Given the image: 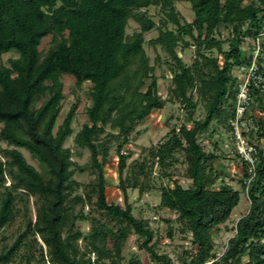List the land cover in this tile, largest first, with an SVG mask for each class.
<instances>
[{
	"label": "trees",
	"instance_id": "16d2710c",
	"mask_svg": "<svg viewBox=\"0 0 264 264\" xmlns=\"http://www.w3.org/2000/svg\"><path fill=\"white\" fill-rule=\"evenodd\" d=\"M187 1L193 12L190 22L174 0H0V141L7 145L0 148L1 238L20 212L19 204L35 198L34 221L27 219L13 242L3 246L0 264H142L137 257L121 262L131 234L137 235L139 249L152 263L172 264L167 254L157 251L156 231L148 219L134 215L128 188L137 189L139 196L157 189L156 209L172 211L180 232L190 234L193 249L183 252L182 264H264V90L252 88L253 110L259 114L253 116L258 159L252 178L241 161L239 183L249 207L219 255L212 231L230 219L241 192L220 180L222 171L213 162L221 154L205 150L198 140L212 122L229 129L237 91L233 69L249 60L242 44L260 32L264 0ZM150 7L161 13L158 22L148 13ZM130 19L139 30L129 35ZM221 28L227 30L226 37ZM152 29L157 36L145 41L144 34ZM48 36L49 45L41 50ZM145 42L160 46L169 57L167 99L158 94ZM190 47L194 56L187 64L179 51ZM10 52L17 56L3 62V54ZM65 74L74 77L76 88L90 83L86 122L74 135V143L90 152L85 166L76 165L64 146L73 133L78 99L57 124ZM167 101L183 106L184 121L142 159L127 163L131 152L124 148L139 134L132 135L136 126ZM199 103L206 110L202 120L193 117ZM113 142L122 205L108 201L105 193V166ZM213 144L219 148L216 141ZM21 149L39 168L26 160ZM179 163L191 180L188 187L174 178ZM86 167L95 179L82 184L74 174ZM77 205H87L88 211H75ZM76 221H89V230L76 228ZM167 235L173 237L171 227Z\"/></svg>",
	"mask_w": 264,
	"mask_h": 264
},
{
	"label": "rangeland",
	"instance_id": "374dc122",
	"mask_svg": "<svg viewBox=\"0 0 264 264\" xmlns=\"http://www.w3.org/2000/svg\"><path fill=\"white\" fill-rule=\"evenodd\" d=\"M175 6L179 13L182 15L183 19L190 22L193 19V12L190 8V4L187 0H174ZM148 13L153 17L154 21L158 22L161 17V13L158 12V9L155 7H150ZM139 30V25L133 19L128 21L126 28L127 34H132L134 31ZM221 36L226 37L228 32L226 29L221 28ZM158 31L152 29L144 34L145 41H148L156 37ZM50 36L45 37L39 48L46 49L49 45ZM228 44L224 43L223 48L227 49ZM145 51L150 59V63L154 65L155 71L154 74L157 77L158 81V94L162 99L168 98V86L170 83V72L165 61L169 60L168 55L163 51L160 46H150L147 42L144 43ZM242 49H248L246 41L242 44ZM179 51V48L177 49ZM17 56L16 53L10 52L5 53L2 56L3 62H6L9 57ZM179 56L182 57L183 61L187 64L191 63L194 56L193 47L185 49L183 52L179 51ZM221 59V58H220ZM221 63V61H220ZM234 70V69H233ZM63 82V93L65 95L64 100L61 104V111L58 115L57 124L61 123L66 112L69 110L72 103L78 99V107L76 109L75 117L72 121V130L73 133L66 139L64 146L68 147L72 153V160L78 166H85L89 164L90 161V152L85 147H79L74 143V135L81 128L83 123L86 122L85 108L91 105V99L87 94L90 83L84 82L80 88L75 87V79L69 74L62 76ZM252 112L258 116V112L252 109ZM206 110L205 107L199 103L195 113L194 119L202 120L205 116ZM185 119V110L183 106L178 102L167 101L164 108L161 110H154L150 115H148L141 123H139L132 135H135L139 131V134L128 143L124 150L129 149L131 152L130 157L127 160V163L133 162L135 159H142L147 155V150L154 145H157L172 127L179 126L181 122ZM229 129L227 130L222 125L212 122L207 131L199 135L198 140L205 150L211 151L214 150L217 153L221 154V158L215 160L214 166L220 168L222 171V176L220 178L225 182L231 184L234 188L238 189L241 192V199L239 204L233 209L230 219L225 223L218 226L217 229H214L213 240L215 244L216 254H221L224 250L228 238H230L234 231L233 227L235 222L247 212L249 207V200L246 197L244 190L241 188L239 179L243 174V165L241 160L237 156H231L229 153V148H226L224 144L228 142ZM218 143L219 148L215 149L213 142ZM116 143L113 142L110 148V156L108 163L105 166V178L108 182V187L106 188V198L108 201H116L119 204H123L122 193L118 188V173H117V154L115 150ZM7 147L6 143L0 141V148ZM26 160L39 168L38 162L33 159L29 152L25 149H21ZM181 160L182 156L177 154ZM185 165L182 163L177 164V175L174 178H177L179 183L183 187H188L191 184V180L186 178L183 175ZM154 177L155 184L157 185L160 180L156 178V166L154 167ZM74 179L82 184H88L89 182L95 179V174L92 169L86 167L84 171L80 172L76 170L74 174ZM7 180L6 184H9ZM167 183V182H166ZM169 183V182H168ZM78 192H83V187L78 189ZM128 200L133 206V213L136 217L142 216L143 218L148 219L149 225L156 231L157 239V251L159 253L167 254L172 264H182L181 257L185 250L193 249L191 244L190 234H184L179 230V224L174 220V214L172 211L167 209H156V205L159 202V191L157 189H152L151 191L143 194L142 196L138 195L137 189L128 188L127 189ZM34 197H30L28 201L24 204H19L20 212L17 214L15 221L4 230L5 238L0 236V252L3 249L4 245H10L17 234L21 232L24 228V224L27 219H35V205ZM82 209L84 212L88 211V206L77 205L75 211ZM165 219H170L172 222L168 224ZM75 227L79 228L83 232H87L90 228L89 221H76ZM171 227L173 232V237L169 238L167 235V228ZM113 236H110L107 242V245L110 247ZM82 246L81 240L78 242ZM122 263L127 262L131 257H137L141 260L142 264H156L152 263L148 255L139 249V241L136 234H131L123 249H122ZM94 256L91 255V259ZM12 264H17L16 262Z\"/></svg>",
	"mask_w": 264,
	"mask_h": 264
},
{
	"label": "built area",
	"instance_id": "2783aa9c",
	"mask_svg": "<svg viewBox=\"0 0 264 264\" xmlns=\"http://www.w3.org/2000/svg\"><path fill=\"white\" fill-rule=\"evenodd\" d=\"M249 44L247 55L249 60L236 66L233 74L237 79V91L234 101V115L228 121V142L224 144L229 148L231 156H237L248 166L250 178L255 174L254 166L258 159V148L252 136L255 129L254 114L255 96L252 88L264 90V18L260 32L254 38H246ZM263 147V146H262ZM247 182V181H246ZM212 261L206 262L209 264Z\"/></svg>",
	"mask_w": 264,
	"mask_h": 264
}]
</instances>
